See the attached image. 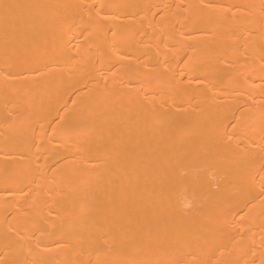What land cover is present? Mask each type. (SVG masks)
<instances>
[{
	"label": "bare ground",
	"instance_id": "obj_1",
	"mask_svg": "<svg viewBox=\"0 0 264 264\" xmlns=\"http://www.w3.org/2000/svg\"><path fill=\"white\" fill-rule=\"evenodd\" d=\"M0 264H264V0H0Z\"/></svg>",
	"mask_w": 264,
	"mask_h": 264
}]
</instances>
